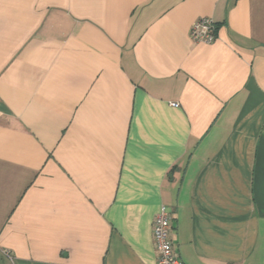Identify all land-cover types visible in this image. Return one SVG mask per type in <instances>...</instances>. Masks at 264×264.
I'll return each mask as SVG.
<instances>
[{
  "label": "crops",
  "instance_id": "1",
  "mask_svg": "<svg viewBox=\"0 0 264 264\" xmlns=\"http://www.w3.org/2000/svg\"><path fill=\"white\" fill-rule=\"evenodd\" d=\"M162 206L264 264V0H0V264H156Z\"/></svg>",
  "mask_w": 264,
  "mask_h": 264
},
{
  "label": "built area",
  "instance_id": "2",
  "mask_svg": "<svg viewBox=\"0 0 264 264\" xmlns=\"http://www.w3.org/2000/svg\"><path fill=\"white\" fill-rule=\"evenodd\" d=\"M219 24L212 17H200L192 26L190 35L195 42L213 43L218 39ZM172 214L162 206L154 218L153 239L157 251L156 264H185L175 248L172 234Z\"/></svg>",
  "mask_w": 264,
  "mask_h": 264
}]
</instances>
